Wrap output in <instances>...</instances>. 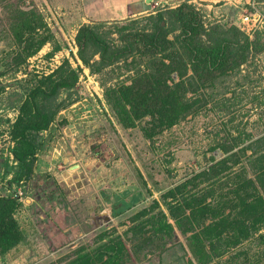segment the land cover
Wrapping results in <instances>:
<instances>
[{"label":"rangeland","instance_id":"1","mask_svg":"<svg viewBox=\"0 0 264 264\" xmlns=\"http://www.w3.org/2000/svg\"><path fill=\"white\" fill-rule=\"evenodd\" d=\"M188 7L209 39H234L236 28L255 42L234 71L202 79L189 69L184 98L201 102L162 126L157 116L139 118L124 97L155 60L137 53L107 65L91 44L82 55L77 35L91 26L116 46L138 45L132 36L150 31L153 17ZM165 21L174 40L180 24ZM75 78L73 89L33 97ZM31 100L54 118L36 134L32 177L13 183L14 127ZM262 141L264 0H0V198L19 203L14 220L24 235L0 264H70L111 241L126 249L119 264H199L196 234L213 251L209 264H264V222L240 206L264 196L252 160Z\"/></svg>","mask_w":264,"mask_h":264},{"label":"trees","instance_id":"2","mask_svg":"<svg viewBox=\"0 0 264 264\" xmlns=\"http://www.w3.org/2000/svg\"><path fill=\"white\" fill-rule=\"evenodd\" d=\"M188 9V11L183 9L168 10L153 17L154 23L150 31L140 32L132 36L137 40L138 45L129 42L124 47L116 46L108 42L91 26L83 27L77 35L82 55L91 44L96 48V55H99L101 61L107 65L140 54L155 60L153 65L155 71L140 77L132 87L127 88L124 97L128 103L136 108V114L139 118L146 115L157 116L162 126L175 125L186 114L195 112L194 108L201 102L197 98L187 100L184 98L182 90L186 89V82L191 84L195 76L202 79L203 76L212 78L217 72L238 69L248 61L249 52L255 42L249 41L247 36L243 37V34L236 28L233 31L234 39L227 37L209 39L210 34L206 35V28L198 15L191 12L192 7H188ZM165 15L180 24V33L174 40L169 37L173 29L164 25L166 23ZM126 22L131 24L135 21ZM125 28L127 31L128 28ZM203 35L207 38L201 39ZM126 36L129 37V31H127ZM84 62L88 65L90 63L85 58ZM189 69L194 77L189 76ZM172 74H176L180 79L175 85L169 84L170 79L168 77ZM75 79L73 83L67 79L57 82L49 92L41 90L38 95L33 97L38 98L41 95L45 99L52 98L62 89H73L77 82V78ZM32 102V100L27 101L22 105V116L14 127L15 132L19 131V135L15 136L16 147L12 152L20 164V169L13 183H20L32 177L37 162V153L41 149V143L35 141L36 134L47 130L54 118L53 113L44 111L38 103ZM30 103L32 110L27 107ZM24 114L25 116L28 115L26 122L23 120L25 119ZM260 144H264V142L262 141ZM224 149L227 152L230 150L226 147ZM252 160L256 161L254 165L256 182L264 189V151L262 154H259L258 151L254 152ZM213 169L215 168H210L205 174L208 175L215 171ZM249 183L253 184L252 181ZM256 192L258 193V191ZM249 198L242 199V204H240L242 213L248 219L264 222V220H260L264 219V196L259 193L255 194V198L251 202ZM18 208L19 203L16 199L0 198V254H7L24 241V235L14 220V214L19 210ZM193 215H195L194 212ZM238 222L239 226H245L243 220ZM192 238V245L198 244L193 246L192 250L199 264H209L212 261L211 252L213 251L206 250L199 234ZM125 250L123 245H116L114 241H111L110 244L98 248L93 254L81 255L70 264H119Z\"/></svg>","mask_w":264,"mask_h":264},{"label":"crops","instance_id":"3","mask_svg":"<svg viewBox=\"0 0 264 264\" xmlns=\"http://www.w3.org/2000/svg\"><path fill=\"white\" fill-rule=\"evenodd\" d=\"M160 2H162L163 0H159ZM165 1H167V0H165ZM126 6V9H127V7H128V5L127 4H125L124 5V7ZM132 6H134V5H132ZM126 9H125V11H126ZM42 163H43V160H38V163H37V168H38V170H37V174H39V172H41L43 169L41 168L42 167ZM41 170V171H40Z\"/></svg>","mask_w":264,"mask_h":264}]
</instances>
